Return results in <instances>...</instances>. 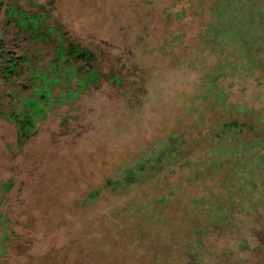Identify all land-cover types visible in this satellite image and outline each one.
I'll use <instances>...</instances> for the list:
<instances>
[{
  "label": "rangeland",
  "instance_id": "1",
  "mask_svg": "<svg viewBox=\"0 0 264 264\" xmlns=\"http://www.w3.org/2000/svg\"><path fill=\"white\" fill-rule=\"evenodd\" d=\"M215 5L1 0L0 40L29 60L24 84L0 78V264H257L264 172L223 188L230 152L209 131L237 118L264 155V43H212ZM19 11L41 18L37 36ZM58 34L92 61L59 60ZM41 70L55 81L23 135Z\"/></svg>",
  "mask_w": 264,
  "mask_h": 264
},
{
  "label": "trees",
  "instance_id": "2",
  "mask_svg": "<svg viewBox=\"0 0 264 264\" xmlns=\"http://www.w3.org/2000/svg\"><path fill=\"white\" fill-rule=\"evenodd\" d=\"M263 6L264 0H216L215 7L211 9V20L207 25L210 41L221 46L230 45L237 49L256 47V45L259 46V42L264 43V24L260 21L261 17L264 15ZM4 12H6V18L3 23L11 17L12 13L13 16H18V12L13 8L10 11L4 9ZM19 13L20 19H18V21L20 24L26 22L33 23L31 29L34 31V35L37 36L39 31L36 29V25L41 18L24 11H19ZM257 27H260L261 30L258 31ZM51 32L52 30L48 29L47 31H43L42 34L46 38L53 37ZM57 41H59V45L57 46L59 60L67 56L70 60H83L86 64L92 61L89 52H80V50L72 44L67 46L62 44L59 34L57 35ZM262 51H264V49ZM28 60L29 58L26 53H16L13 47H4L0 40V78L3 82L11 84L12 86L24 84L20 78L23 74L27 73ZM66 71L68 72V70L64 72ZM57 73L58 70L54 72L53 76L55 77ZM47 76L48 74L41 70L36 71L32 76H27L25 79L29 80V83L31 80L36 79L40 82L44 81V83L36 86L30 84L32 93L30 96H24L23 103L25 107L24 109H20L19 112L21 118H14V121L18 123L17 128L22 131L23 135H26V128L31 127L33 121L42 115V105L36 97H48L50 85L55 81ZM70 77H72V75L69 76V78ZM7 115L9 117L11 116V114ZM209 133L213 141L216 143L217 141L222 142L223 148L230 152V160L226 162V171L222 176L223 188L231 192H243L246 185L253 184L254 180L260 176V173L264 172V158L262 157L264 155L256 153L257 151L250 153L245 151L246 147L251 145L250 141L254 138V136L251 139L245 138V135L249 133L253 134V128L237 118L229 117L216 127L211 128ZM178 142L183 145L182 148L187 150L188 144L182 134ZM237 151H243V153H237ZM181 152L182 151H180V153ZM218 210L220 211L221 208ZM223 212L224 215L222 214L221 218L230 215L227 213V210ZM255 248H261L262 250L264 248L263 242H257ZM257 253H259V258L255 260V263L264 264V252Z\"/></svg>",
  "mask_w": 264,
  "mask_h": 264
}]
</instances>
